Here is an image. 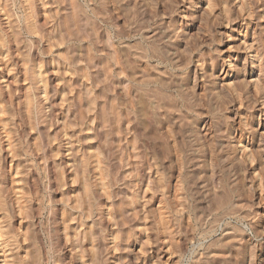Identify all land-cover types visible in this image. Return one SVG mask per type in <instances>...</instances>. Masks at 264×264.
Instances as JSON below:
<instances>
[{
  "label": "rangeland",
  "instance_id": "374dc122",
  "mask_svg": "<svg viewBox=\"0 0 264 264\" xmlns=\"http://www.w3.org/2000/svg\"><path fill=\"white\" fill-rule=\"evenodd\" d=\"M0 264H264V0H0Z\"/></svg>",
  "mask_w": 264,
  "mask_h": 264
}]
</instances>
